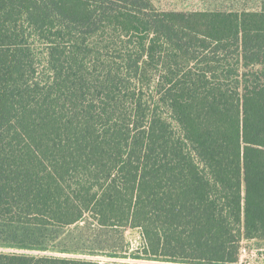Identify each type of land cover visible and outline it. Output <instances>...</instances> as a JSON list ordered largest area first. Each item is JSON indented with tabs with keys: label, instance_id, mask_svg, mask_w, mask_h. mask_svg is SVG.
Listing matches in <instances>:
<instances>
[{
	"label": "trees",
	"instance_id": "obj_1",
	"mask_svg": "<svg viewBox=\"0 0 264 264\" xmlns=\"http://www.w3.org/2000/svg\"><path fill=\"white\" fill-rule=\"evenodd\" d=\"M0 264H264V0H0Z\"/></svg>",
	"mask_w": 264,
	"mask_h": 264
},
{
	"label": "rangeland",
	"instance_id": "obj_2",
	"mask_svg": "<svg viewBox=\"0 0 264 264\" xmlns=\"http://www.w3.org/2000/svg\"><path fill=\"white\" fill-rule=\"evenodd\" d=\"M133 229H105L100 228L88 216L85 215L75 225L57 231L58 236L51 242L57 254L80 255L98 259L110 260L106 253L115 252L124 254L122 260L134 262L131 253L140 246L141 237L139 232H131ZM247 251L241 250L240 260L244 261ZM143 263L149 261L142 260ZM150 263V262H149Z\"/></svg>",
	"mask_w": 264,
	"mask_h": 264
},
{
	"label": "water",
	"instance_id": "obj_3",
	"mask_svg": "<svg viewBox=\"0 0 264 264\" xmlns=\"http://www.w3.org/2000/svg\"><path fill=\"white\" fill-rule=\"evenodd\" d=\"M131 232H135V233H137L138 230H137V229H133V230H131Z\"/></svg>",
	"mask_w": 264,
	"mask_h": 264
}]
</instances>
